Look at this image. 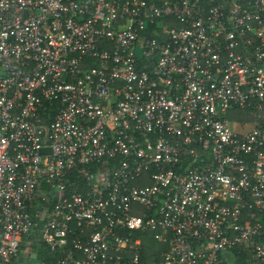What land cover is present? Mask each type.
I'll use <instances>...</instances> for the list:
<instances>
[{
  "label": "built area",
  "instance_id": "1",
  "mask_svg": "<svg viewBox=\"0 0 264 264\" xmlns=\"http://www.w3.org/2000/svg\"><path fill=\"white\" fill-rule=\"evenodd\" d=\"M22 254L264 264V0H0V264Z\"/></svg>",
  "mask_w": 264,
  "mask_h": 264
},
{
  "label": "trees",
  "instance_id": "2",
  "mask_svg": "<svg viewBox=\"0 0 264 264\" xmlns=\"http://www.w3.org/2000/svg\"><path fill=\"white\" fill-rule=\"evenodd\" d=\"M145 238L144 253L151 259L157 258L161 250L167 249V245L160 244L154 237V234L148 233L143 236ZM36 254H39L40 259L51 260L53 253L43 244H35ZM38 258V259H39Z\"/></svg>",
  "mask_w": 264,
  "mask_h": 264
},
{
  "label": "rangeland",
  "instance_id": "3",
  "mask_svg": "<svg viewBox=\"0 0 264 264\" xmlns=\"http://www.w3.org/2000/svg\"><path fill=\"white\" fill-rule=\"evenodd\" d=\"M23 262L22 261H17L16 264H31L30 261H28L27 257H25L24 254H22Z\"/></svg>",
  "mask_w": 264,
  "mask_h": 264
},
{
  "label": "crops",
  "instance_id": "4",
  "mask_svg": "<svg viewBox=\"0 0 264 264\" xmlns=\"http://www.w3.org/2000/svg\"><path fill=\"white\" fill-rule=\"evenodd\" d=\"M31 260H32V259H31ZM31 262L35 263V260H34V258H33V260H32Z\"/></svg>",
  "mask_w": 264,
  "mask_h": 264
}]
</instances>
